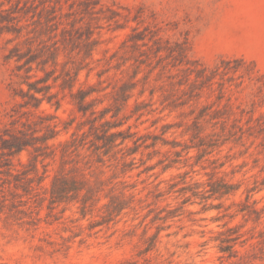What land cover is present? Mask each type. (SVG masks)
<instances>
[{
    "label": "rangeland",
    "instance_id": "rangeland-1",
    "mask_svg": "<svg viewBox=\"0 0 264 264\" xmlns=\"http://www.w3.org/2000/svg\"><path fill=\"white\" fill-rule=\"evenodd\" d=\"M86 0H0V134L5 128H12V121L27 120V111L21 107L23 101L21 89L27 90L23 80L36 81L39 77L49 75V83L53 85L51 93L61 99L57 109L47 101L42 107L31 112V118L43 110L57 114L59 119L73 120L69 132L63 130L60 139L70 137L78 124L86 117L79 112L68 87L67 81L74 83L73 91L79 87L88 88L94 85L97 91L96 110L106 106L111 108L107 118L113 121H125L122 129L132 125V132L160 133L164 124L186 122L185 116L189 107H178L173 110H162L167 103L165 97L169 93L167 85L161 79L156 81L159 70L148 75V66L140 64L133 97L113 118L122 101L115 102L114 95L120 86L128 82L135 72V65L140 61L156 62L157 56L147 45L139 40L140 46L131 47L129 34L134 27L147 35H156L163 43H182L192 61L206 66H214L222 60L240 58L246 64H240L247 71L252 68L264 73V0H98L96 6H110L111 9L125 15L106 19L96 14L88 15L82 8ZM105 13L110 10L104 9ZM113 17V16H112ZM137 19V21L135 20ZM91 30L90 35L84 32ZM92 42L95 48L92 55L87 54L86 45ZM54 52V56H53ZM176 72V70H174ZM256 74V73H255ZM254 74V75H255ZM243 83L240 87L230 86L232 101L236 110L256 107L255 116L264 113V91H259L250 79L236 77ZM264 80V79H263ZM234 83V82H233ZM145 90L141 95L140 91ZM155 91L151 95V91ZM215 100L204 97L202 102ZM136 101L143 102L141 114L132 116ZM225 102V100H224ZM240 105V108L237 106ZM254 105V106H253ZM17 116H11L15 115ZM90 116V114H88ZM247 118V116H246ZM60 121V120H59ZM15 125V126H16ZM62 125V123H61ZM87 129V126L84 128ZM181 128L174 126L165 137L173 139L179 136ZM81 132V131H80ZM58 144V140L55 141ZM129 145H133L131 141ZM225 146L221 155L234 156V165L248 162L243 169H250L255 157L264 163V154H258L256 147L241 154L244 146H236L231 150ZM72 153L67 159L79 160L78 166L89 173L99 171L102 166L86 156ZM142 152L136 155L137 163L126 175L120 174L116 181L123 180L137 185L128 192H134L137 209H128L119 217L116 224L89 228V218L82 219L78 212V204H61L49 208L46 191L43 186L36 185L32 194L25 195L4 181L5 167L0 159V262L9 264H264V242L261 231H264V219L261 224L247 221L241 214L231 220V225H243L242 231L249 240L245 246L237 245L239 253L235 257L224 256L219 250V231L222 224L229 220L224 213L232 211L225 207L233 200L245 198L246 187L253 182L254 173L259 179L264 173L251 170L244 179L242 189L236 196L224 201L221 210H204L202 203H190L180 208L173 218L151 221L146 217L147 210L162 209L171 203L176 207L182 198L167 193V182L162 181L177 172L171 170L160 174V167L144 171L147 165L157 162L158 158L142 163ZM25 152L21 159L27 161ZM146 157V156H145ZM144 157V158H145ZM131 156L127 159L131 160ZM15 166L22 168L18 158H14ZM121 153L118 159L107 160L105 177L122 167ZM48 170L53 175L61 168L60 148L55 159L46 161ZM72 163L68 164L71 167ZM191 170L188 166L182 170ZM197 170L200 167H196ZM231 169V166H227ZM45 167L39 165L42 174ZM14 172H17L16 169ZM200 177L201 174L191 172ZM12 178V177H11ZM47 177L45 183L50 181ZM242 174L236 180L242 179ZM7 181V180H6ZM162 181V182H160ZM162 191L164 196L159 200L153 193ZM42 197V198H40ZM264 208V190L252 195L251 200ZM216 202V201H215ZM149 205V206H147ZM100 213L96 209V215ZM166 212L164 211L163 214ZM217 217H220L217 219ZM161 227L159 239L154 249L144 252L150 236ZM97 231V232H96Z\"/></svg>",
    "mask_w": 264,
    "mask_h": 264
},
{
    "label": "trees",
    "instance_id": "trees-1",
    "mask_svg": "<svg viewBox=\"0 0 264 264\" xmlns=\"http://www.w3.org/2000/svg\"><path fill=\"white\" fill-rule=\"evenodd\" d=\"M99 4L98 0H86L82 8L88 15L96 14L100 18L125 17L107 5L96 9ZM104 9L110 10V13H105ZM84 33L88 36L91 30ZM155 36L139 31L138 27H134L133 32L129 34V41L134 50L140 46L139 40H141L143 45H147L157 56V60L156 62L140 61L137 66L135 65V72L131 79L123 83L113 94L115 102L122 101L123 105H119L112 117H117L133 97L132 92L137 83L134 79L139 73L138 67L140 64H146L149 74L145 76V80L151 73L159 70L155 80L162 79L165 83L162 88L167 85L169 89V93L165 95L169 103L162 110L168 107L173 110L187 106L189 110L185 116L188 121L164 124L160 133L132 132V125L122 129L125 121L117 122L107 118L111 110L109 106L100 111L96 110L95 98L89 99L97 91L94 85H89L88 88L79 87L74 92V83L67 81L64 83L66 85L61 86L69 88L79 112L86 117V120L78 124V129L71 133L70 137L60 139L63 130L69 132L73 124L72 119H59L57 114L45 110L31 118V112L40 109L44 101L57 109L61 106V99L55 93H51L53 85L49 83L50 77L45 71V76L39 77L34 82L21 81L28 85L27 90L22 88L20 93L23 99L20 103L21 107L27 108V111L19 116L29 112L27 120L20 121L21 127H19L16 125L15 118V121L11 122L13 127L5 128L0 134V159L9 177L4 182L13 185L17 190H23L25 195L32 194L36 185L43 186L50 209L64 203L78 204L81 218L90 216L92 220L89 221V228L94 229L103 225L110 227L112 223L116 224L119 217L128 209H137L134 192H128L135 189L137 185L115 179L120 174L126 175L133 170V165L137 163L136 155L140 151L142 163L158 158L155 164L147 165L144 171L157 166L160 167V174L171 170L177 171L162 181L168 184L166 189L168 194L175 195V199L182 198L179 205L173 208H170L171 203L160 210L150 207L146 217H150L153 222L166 221L168 218L181 214L178 213L180 208L190 203H203L204 210L213 208L221 210L225 207L226 199L240 192L244 179L251 170L257 169L258 173H264V163L259 164V157H255V163L250 169H243L248 162L234 165V156L221 155L225 146H230V150L236 146H244L245 149L241 151V154H245L254 146L258 154H264V113L255 116L256 107L246 110L240 108V105L237 106L240 108L237 111L230 93L232 84L240 87L243 83V80L237 81L236 77L245 78V76L257 86L259 91H264V73L252 68L244 71L240 64H246V61L240 58L222 60L214 66L203 65L188 57L182 43H172L170 40H165L163 43L161 38H155ZM86 50L88 55L93 54L95 48L92 47V42L86 45ZM144 92L145 90H141L140 94ZM154 94L155 91H151V95ZM213 95L215 100L202 102L204 97L208 99ZM142 105L143 102L136 101L132 116L141 114ZM17 114L11 116H17ZM85 126H87L86 130ZM174 126L181 128L179 131L181 139L165 137ZM129 141L133 145H129ZM59 148L61 168L51 175L46 161L55 159ZM81 150H86L85 157H92L93 161L101 164L102 168L99 171L87 173L78 166L79 160L67 159V156L72 153L78 156L83 155ZM25 152L28 156L26 162L21 159ZM120 153L122 167L117 170L119 163L116 164L113 174L105 177V167H112L106 165L107 160L113 158L117 160ZM128 156L132 157L131 160L127 159ZM14 158L19 159L22 168L15 166ZM69 163H72L71 167H68ZM40 164L45 167L42 174L39 173ZM228 165L231 169H227ZM188 166L191 170H182ZM196 167L200 169L197 170ZM15 169L17 172H14ZM191 172H197L201 176L195 177L191 175ZM238 174H242L243 178L236 180ZM49 176H51L50 181L45 183ZM252 176L254 180L246 187L245 198L233 200L225 207V210L235 208L223 214L230 219L222 224L224 229L219 231L217 238L219 250L224 256H237L239 253L237 245L245 246L249 240L242 231L243 225H231V220L241 214L247 221L252 220L257 224L263 222L264 208L259 207L257 200H251V197L264 190V178L259 179L257 173ZM162 196H164L162 191L153 193L156 200ZM96 209L100 211L96 214L100 216V219L95 218ZM164 211L165 214H163ZM161 229L159 227L157 232L150 236L144 252H149L156 247ZM261 236L264 242V231H261ZM0 264L9 263L0 262Z\"/></svg>",
    "mask_w": 264,
    "mask_h": 264
}]
</instances>
